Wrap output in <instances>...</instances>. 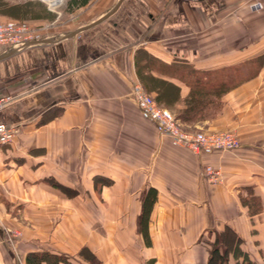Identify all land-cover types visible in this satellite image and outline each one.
Here are the masks:
<instances>
[{
  "label": "crops",
  "instance_id": "crops-1",
  "mask_svg": "<svg viewBox=\"0 0 264 264\" xmlns=\"http://www.w3.org/2000/svg\"><path fill=\"white\" fill-rule=\"evenodd\" d=\"M53 16L38 20L57 25L36 41L0 47V97L13 99L0 123L17 129L0 146V264L42 252L74 264H208L226 227L240 240L227 264H264V0H92ZM257 60L191 130L234 132L232 153L173 145L131 98L142 75L183 111L196 79Z\"/></svg>",
  "mask_w": 264,
  "mask_h": 264
},
{
  "label": "trees",
  "instance_id": "trees-1",
  "mask_svg": "<svg viewBox=\"0 0 264 264\" xmlns=\"http://www.w3.org/2000/svg\"><path fill=\"white\" fill-rule=\"evenodd\" d=\"M92 0H69L64 5V13L73 14L81 8L86 7ZM53 14L48 12L44 7L36 3H25L23 5L11 6L6 0H0V19L12 20L17 24H30L38 23L40 19L52 20ZM262 60L253 62V67L246 68L245 66L239 68L234 72H222L220 75L213 74L210 76L203 75V77L196 79L190 88V93L186 97L184 104L185 109L183 111L176 112L172 109V104L167 101V98L160 91H156V96L152 95L155 86L145 76L141 75V80L145 90L157 101V103L170 110L175 119L179 122L184 130L191 131L195 128L194 123L204 121L210 117L211 113H219L223 102L218 104L217 98L223 99V97L234 86H239L243 81L250 80L247 78L250 76L251 71L256 70L257 65L261 66ZM251 64V63H250ZM259 69V68H258ZM219 81V83H218ZM219 84V85H218ZM214 95L216 96L215 107L213 110ZM212 108V112H210ZM142 211L138 219V226L141 233L148 241V222L149 215L152 212L153 206L157 200V191L155 189H148L142 194ZM255 212L258 209L254 210ZM240 240L232 229L226 227L224 232L216 238L215 243L211 247L210 259L208 264H227L229 253L238 248ZM234 248V249H233ZM81 256L85 260H91L96 262V257L88 250L84 249L81 252ZM25 264H74L69 258L63 255L50 254L47 252L31 253L25 257Z\"/></svg>",
  "mask_w": 264,
  "mask_h": 264
},
{
  "label": "built area",
  "instance_id": "built-area-1",
  "mask_svg": "<svg viewBox=\"0 0 264 264\" xmlns=\"http://www.w3.org/2000/svg\"><path fill=\"white\" fill-rule=\"evenodd\" d=\"M60 16L61 14L59 13L58 17ZM37 31L38 30L32 29L28 24L0 22V47L22 46L31 43L35 41L40 34L44 33H38ZM131 98L145 116L157 124L161 133L171 138L175 146L191 149L197 154H210L215 151L232 153L242 147L236 134L231 131L197 132L184 130L175 119L172 112L160 106L140 84L136 83L133 86ZM12 101L13 99L10 97H0V112L8 108ZM16 134L17 129L15 127L0 123V146L11 143ZM204 175L210 183H218L221 180V171L211 166L205 168ZM20 264H22V262Z\"/></svg>",
  "mask_w": 264,
  "mask_h": 264
},
{
  "label": "rangeland",
  "instance_id": "rangeland-1",
  "mask_svg": "<svg viewBox=\"0 0 264 264\" xmlns=\"http://www.w3.org/2000/svg\"><path fill=\"white\" fill-rule=\"evenodd\" d=\"M67 1H69V0H60V1H55V2L51 3V0H26V3H28V4L36 3L42 7L43 6L45 8L47 7L50 10V12L56 16V18L58 17V15L60 13L61 14L60 20L62 21L64 19L65 20L67 19L66 14L64 13L65 7L63 6L65 3H67ZM61 3H62V5L60 6ZM57 6H60V7L57 8ZM52 7L56 8V9H53ZM0 22H2V23H16L12 20H1V19H0ZM29 25L32 29L38 30L37 31L38 33L44 32L43 34H45V33L50 32L51 30L55 29V26L57 24H55L53 22H43V23H37V24L36 23H34V24L30 23ZM43 34H40V35H43ZM223 132H228V131H223Z\"/></svg>",
  "mask_w": 264,
  "mask_h": 264
},
{
  "label": "bare ground",
  "instance_id": "bare-ground-1",
  "mask_svg": "<svg viewBox=\"0 0 264 264\" xmlns=\"http://www.w3.org/2000/svg\"><path fill=\"white\" fill-rule=\"evenodd\" d=\"M55 1H60V0H51V3H52V2H55ZM60 5H61V4H60ZM58 7H59V6H57V8H58Z\"/></svg>",
  "mask_w": 264,
  "mask_h": 264
}]
</instances>
